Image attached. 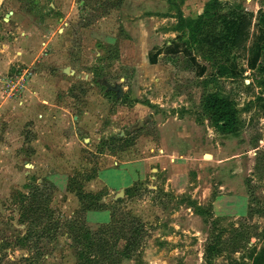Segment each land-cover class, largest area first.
I'll return each mask as SVG.
<instances>
[{
    "label": "rangeland",
    "instance_id": "obj_1",
    "mask_svg": "<svg viewBox=\"0 0 264 264\" xmlns=\"http://www.w3.org/2000/svg\"><path fill=\"white\" fill-rule=\"evenodd\" d=\"M262 12L0 0V264H210L219 229L211 264H264ZM211 94L235 103L231 133Z\"/></svg>",
    "mask_w": 264,
    "mask_h": 264
},
{
    "label": "trees",
    "instance_id": "obj_2",
    "mask_svg": "<svg viewBox=\"0 0 264 264\" xmlns=\"http://www.w3.org/2000/svg\"><path fill=\"white\" fill-rule=\"evenodd\" d=\"M259 24L264 29V12H262L259 16ZM203 19H199L190 29V38L192 40H196V34L198 33ZM226 72H220L221 75H224ZM205 108L207 112L209 113V119L214 128L219 130L222 133H231L238 125V110L236 108L235 103L229 99L224 98L218 94H211L208 96L206 100ZM214 228L218 226V222L213 223ZM234 229L231 230L230 233H232V238L234 239V244L236 241L240 238H244L245 240L250 241V236H248V233ZM245 236H242V235ZM237 237V238H236ZM226 240H224L223 234L221 232V229H219L218 233L214 236V243L208 246L207 249V257L209 260V263H212V259L216 257L220 249L223 247L222 245H225ZM132 244H130L132 247L133 245V239L130 241ZM89 247L91 246V243H89ZM136 244V241H135ZM129 248V246H127ZM137 247V246H135ZM135 250V248H134ZM126 257H130L128 254H126ZM89 260V259H88Z\"/></svg>",
    "mask_w": 264,
    "mask_h": 264
},
{
    "label": "crops",
    "instance_id": "obj_3",
    "mask_svg": "<svg viewBox=\"0 0 264 264\" xmlns=\"http://www.w3.org/2000/svg\"><path fill=\"white\" fill-rule=\"evenodd\" d=\"M121 168V167H120ZM119 169V168H118ZM123 170H124V168H122ZM112 170H114V169H112ZM109 171V170H108ZM115 171H117V172H119L118 170H115ZM126 173H128V172H130L129 170H124ZM106 172L107 171H104L103 173H105L104 175L105 176H103V175H101V177H102V180H103V182L107 185V186H110V187H112V188H118V189H120V190H124V189H126V188H128L129 187V185H130V181H129V183H127L125 186H118V187H114V186H112L110 183H109V180H111V177L110 176H106ZM131 173V172H130ZM120 175H124V173H121ZM133 179V178H132ZM131 180V179H130ZM244 208V211H245V206L243 207ZM244 211H243V209L240 211L241 212V215L242 214H244ZM97 214H102V212L101 213H97ZM94 216H95V214H94Z\"/></svg>",
    "mask_w": 264,
    "mask_h": 264
}]
</instances>
